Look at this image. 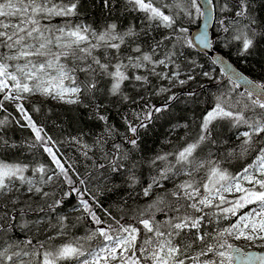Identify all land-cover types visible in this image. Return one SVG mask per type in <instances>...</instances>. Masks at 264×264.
I'll list each match as a JSON object with an SVG mask.
<instances>
[{
  "label": "snow or ice",
  "instance_id": "obj_1",
  "mask_svg": "<svg viewBox=\"0 0 264 264\" xmlns=\"http://www.w3.org/2000/svg\"><path fill=\"white\" fill-rule=\"evenodd\" d=\"M100 6L109 15L120 8L141 14L142 23L164 31L157 36L115 21L102 29L73 23L86 10L84 0H0V112L6 113L0 119V264H264V252H247L230 242L264 246V81L249 79L221 56L211 59L223 68L216 75L215 68L202 72L216 91L199 119H192L194 133L186 131L168 151L139 154L141 138L175 107L173 102L199 103L197 91L173 90L195 80L181 72L183 61L204 67L189 50L206 54L220 41L244 57L264 45V0H100ZM217 11L220 31L229 34L225 38L209 32ZM57 18L61 23H53ZM197 21L204 26L193 35L185 24ZM153 77L168 84L152 86ZM126 83L136 95L128 93ZM101 93L127 106V115L117 112L123 133L96 102ZM152 96L165 98L157 105ZM33 97L91 109L92 119L102 122L104 131L92 145L80 136L64 141L79 146L93 161L92 171L76 172L60 151L62 142L33 118L43 102ZM12 124L30 130L26 145L32 161L6 155L23 147L6 138ZM227 132L233 135L221 139ZM230 141L227 150H214ZM36 151L48 161L36 160ZM233 161L241 162L236 171L228 167ZM145 166L150 179L141 185L139 170ZM111 176H120L133 190L129 199L142 197L146 203L130 214L120 207L121 214L114 215L101 203L99 186L95 191L88 186ZM73 195V211L80 215L69 221V214L57 209ZM29 211L43 215L27 219ZM82 220L87 222L83 234H73ZM16 229L23 239L12 235ZM193 248L197 251L190 254Z\"/></svg>",
  "mask_w": 264,
  "mask_h": 264
},
{
  "label": "trees",
  "instance_id": "obj_2",
  "mask_svg": "<svg viewBox=\"0 0 264 264\" xmlns=\"http://www.w3.org/2000/svg\"><path fill=\"white\" fill-rule=\"evenodd\" d=\"M215 2V0H214ZM86 4V10L83 12L82 16L79 20L73 18V23H85L91 25L93 28L102 29L106 23H110L112 21L117 22L121 27L126 28L130 23L135 24L137 26V30L146 29L152 32L153 35L159 36L164 30H153L149 28L147 22H141L140 16L141 14L133 13V12H125L122 8L113 11L111 15L108 14L107 9H104L100 6V0H84ZM218 9V4H217ZM227 15V14H224ZM220 13L217 11L216 20L219 19ZM53 22L61 21L59 19L54 20ZM199 21H197L198 25ZM195 22L191 24V31L197 27ZM212 35H219L222 38H225L229 34H225L220 31V26L215 22L214 28L212 30ZM218 51L222 52L226 57H228L234 64H236L243 72L252 77L257 82L264 81V45H261L255 52L248 56H237L234 49L225 48L222 46L220 41H217ZM191 52V59L198 61L199 64L204 65L203 68L190 66L187 61H183L180 65V70L182 73L190 72L195 76V80H192L188 83V85L182 89H175L174 91L186 92L189 89H193L199 93V103L196 105H185L183 101L173 102L175 107L169 110L168 114H162L163 118L154 121L153 125L147 131L146 134L140 140L141 150L140 155L146 156H154L159 151H168L174 145H177L182 142V138L186 131L193 132L195 131V125L192 124V119H199L200 113L208 108L212 101L213 96L215 94L216 88L212 83H207L202 75L204 71H210L215 68L213 75L220 72L217 66L212 65L210 63L211 59L209 57H205L203 55H198L197 52L192 49L189 50ZM181 78H186V76H182ZM167 81L160 82L155 77L152 78V86H155L158 83H166ZM126 90L130 95H136L130 87H128L127 83L125 85ZM141 92H146V89H140ZM165 97L163 96H152L151 102L159 105L162 103ZM185 99H187L185 97ZM34 101H41L33 99ZM114 97H105L103 93L97 99V103L102 102L106 109H108V115L110 118V122L115 124L117 128L120 129L121 133L124 131L123 120L117 112H123L127 115L126 108L127 106L112 103L114 101ZM42 103H38L40 107V112L33 113V118L37 120L38 123L44 125L45 130L48 132L50 136L53 137L54 140L60 141L62 143L59 144L60 151L69 158L76 170L81 176L86 175L88 172L92 171V160L86 159L81 151L79 150V146L73 143H66L64 141L69 140L71 137H82L83 141L89 145H92L93 141L97 136L102 135L104 131V126L102 122L92 119L91 109H86L82 106L74 105V106H62V105H54L47 100H42ZM142 101H138L137 103H141ZM137 105H132V107H136ZM5 107L9 109L13 115H17L10 104H5ZM26 107H29L31 111L30 105L26 104ZM6 113L0 112V119H2ZM189 123L190 128H175L174 126L182 123ZM220 131H224L220 129ZM6 138H10L11 141H14L17 145H23L21 148H16L8 151L6 153L7 156L19 157V159L23 162H30L33 160V152L28 150L26 141L30 140L31 133L27 128H21L14 124L10 125L5 130ZM233 133L227 132L224 136H221V139H225L228 136H232ZM215 136V134H214ZM120 137H115V140H119ZM167 141H171L168 143ZM113 141L111 139L108 140V144H111ZM232 141L228 144L214 146V150L216 147L220 148V151L223 152L232 146ZM92 155V153H90ZM98 155V153H97ZM35 159L39 162H47L48 157L46 154L41 151L35 152ZM95 159V156H93ZM230 170L236 171L241 167L240 161H233L228 165ZM29 175L31 173H28ZM139 176L141 185H146L148 180L150 179L149 170L147 166L143 167L139 170ZM75 179V177H73ZM93 191L96 190L97 186H99V199L101 203L105 207L111 209L114 215L119 216L121 213L119 211L120 207H123L125 212L130 214V210L134 209L138 206H142L146 203V198L136 197L135 200L129 199V193L132 192V189H126L123 183V179L120 176H111L107 180L101 178V180H93L89 181L88 185ZM170 186V185H169ZM140 185H137L136 190H139ZM56 193L59 195L62 191L60 187L56 186ZM66 190V188L64 189ZM127 200L128 202L125 204L123 201ZM77 205V200L75 195H73L70 199L64 201L63 206L57 209V213L60 214H69V221L75 220L77 216L80 215L79 212L73 211L74 207ZM247 211V209H245ZM43 215L42 213H37L33 211H29L27 213V219H33L36 215ZM52 221L55 223L56 213H52ZM157 219H162V215L158 214ZM228 221H224V224H227ZM87 225L86 221H79L77 226L73 228L71 231L75 235H82L85 227ZM211 227V226H209ZM27 231V230H25ZM12 235L19 239L24 238V233H22L19 229L13 231ZM41 239L44 238V234L41 233ZM35 242V241H34ZM58 242V241H57ZM231 243L242 246L244 249H252V250H262L264 246L245 244L243 240L241 241H230ZM197 251L196 248L191 250L190 254H194Z\"/></svg>",
  "mask_w": 264,
  "mask_h": 264
},
{
  "label": "water",
  "instance_id": "obj_3",
  "mask_svg": "<svg viewBox=\"0 0 264 264\" xmlns=\"http://www.w3.org/2000/svg\"><path fill=\"white\" fill-rule=\"evenodd\" d=\"M214 22H215V18L211 21H209V32L211 34V31L213 29V26H214ZM203 22L201 21L199 26L197 28H195L191 34L195 35L197 33V30L198 28L202 29L203 28ZM197 51V50H196ZM200 54L204 55V56H207V57H210L211 59L213 58H216L217 56H221L227 63H229L235 70L239 71L240 73L244 74L245 76H247L249 79L251 80H254L253 78H251L250 76H248L246 73H244L242 70H240L234 63H232L223 53H221L220 51L216 50L215 51H209L207 52L206 54L201 52ZM220 70L223 68V65H218L217 66ZM256 81V80H254ZM257 82V81H256ZM246 251V250H245ZM247 252H256V253H259V252H264L263 251H257V250H249Z\"/></svg>",
  "mask_w": 264,
  "mask_h": 264
},
{
  "label": "rangeland",
  "instance_id": "obj_4",
  "mask_svg": "<svg viewBox=\"0 0 264 264\" xmlns=\"http://www.w3.org/2000/svg\"><path fill=\"white\" fill-rule=\"evenodd\" d=\"M57 19H59V18H57ZM53 23L59 24V22H53ZM195 25H197V22H195ZM185 26H186V27H191V24L189 25V24L186 23ZM205 80L207 81V83H212V81H210V80H208V79H205ZM163 84H164V83H163ZM167 84H168V82L165 83V85H167ZM187 85H188V84H187ZM187 85H186V86H187ZM186 86H184L183 88L176 87V88H174L173 90H175V89H177V88H179L178 90H182V89H184ZM33 99H36V100H47V101L51 102V103L54 104V105L74 106V105H70V104L59 103L58 101H55V100L44 99V98H42V97H33ZM5 104H8V103H5ZM244 243L247 244V242H245V241H244ZM235 245L238 246V247H242V246H239V245H237V244H235Z\"/></svg>",
  "mask_w": 264,
  "mask_h": 264
},
{
  "label": "bare ground",
  "instance_id": "obj_5",
  "mask_svg": "<svg viewBox=\"0 0 264 264\" xmlns=\"http://www.w3.org/2000/svg\"><path fill=\"white\" fill-rule=\"evenodd\" d=\"M192 32V31H191Z\"/></svg>",
  "mask_w": 264,
  "mask_h": 264
}]
</instances>
